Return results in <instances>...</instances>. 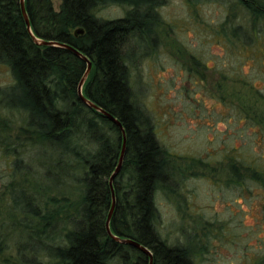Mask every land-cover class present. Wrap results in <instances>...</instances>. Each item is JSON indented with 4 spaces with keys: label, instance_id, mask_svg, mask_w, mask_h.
<instances>
[{
    "label": "trees",
    "instance_id": "trees-1",
    "mask_svg": "<svg viewBox=\"0 0 264 264\" xmlns=\"http://www.w3.org/2000/svg\"><path fill=\"white\" fill-rule=\"evenodd\" d=\"M159 2L61 0L56 9L53 0H26L33 33L58 43L48 45L32 38L20 0H0V64L12 75L10 83L0 86V105L25 115L20 131L24 148L30 147L27 164L14 154L16 146L12 148L15 159L6 190L20 264H150L149 255L108 233L113 192L114 235L149 248L152 264H194L188 246L171 245L156 230L155 193L172 179L171 160L129 83V61L138 53L135 42L146 35L155 38L152 20ZM241 2L253 23L264 19V0ZM107 3L129 10L123 17H98L96 8ZM79 28L83 33L76 35ZM63 44L92 60L83 94L116 116L126 131L124 160L112 184L122 131L79 97L87 61ZM9 125L0 117V127ZM9 149L4 147L5 152ZM244 160L239 168L264 186V165ZM237 168L232 167L236 177ZM1 222L5 226L6 221ZM3 236L0 232V255L8 245Z\"/></svg>",
    "mask_w": 264,
    "mask_h": 264
},
{
    "label": "rangeland",
    "instance_id": "rangeland-1",
    "mask_svg": "<svg viewBox=\"0 0 264 264\" xmlns=\"http://www.w3.org/2000/svg\"><path fill=\"white\" fill-rule=\"evenodd\" d=\"M159 1L155 38L136 41L129 61L133 98L171 160L172 179L155 193L156 230L188 246L194 264H264V186L239 168L250 158L264 165V19L253 23L241 0ZM128 10L107 3L95 13L113 19ZM11 81L0 64V86ZM0 117L10 121L0 127V232L8 240L0 261L20 264L6 190L15 155L27 164L30 147L25 115L0 105Z\"/></svg>",
    "mask_w": 264,
    "mask_h": 264
},
{
    "label": "water",
    "instance_id": "water-1",
    "mask_svg": "<svg viewBox=\"0 0 264 264\" xmlns=\"http://www.w3.org/2000/svg\"><path fill=\"white\" fill-rule=\"evenodd\" d=\"M20 5H21V10L23 13V16L25 18L26 21V25L28 28V31L30 32L32 38L34 39L35 42L40 43V44H58L56 42L53 41H46V40H42L40 38H38L32 31L31 29V22H30V18L27 12V8H26V0H20ZM79 33H83V29L79 28L75 31V34H79ZM64 46H67L68 48H70L71 50H73L79 57H81L83 60L87 61V69L86 72L82 78V80L79 83L78 86V93H79V97L86 103L88 104L90 107L95 108L96 110L100 111L101 113H103L104 115H106L110 120H112L114 123H116L118 125V127L120 128V130L122 131V138H123V144H122V150H121V154H120V158H119V163L118 166L115 170V172L113 173V175L111 176L110 179V183L112 184L114 177L116 176V174L119 172V170L121 169L123 160H124V155H125V151H126V131L124 129V126L122 124V122L113 114H111L110 112L106 111L105 109H103L102 107L98 106L97 104H95L93 101H91L90 99H88L84 94H83V85L85 84L91 70H92V66H93V62L92 60L85 55L81 50L75 48L74 46L70 45V44H63ZM116 205V196L115 193L113 192V202H112V206L110 209V213L106 222V227H107V231L110 234V236H112L114 239L122 242V243H128L131 244L133 246H135L136 248L140 249L141 251H143L144 253H146L147 255L150 256V264H152V252L149 248H147L146 246H144L143 244H141L140 242L132 239V238H121L118 237L116 235L113 234L111 227H110V220H111V216L114 212V208Z\"/></svg>",
    "mask_w": 264,
    "mask_h": 264
}]
</instances>
